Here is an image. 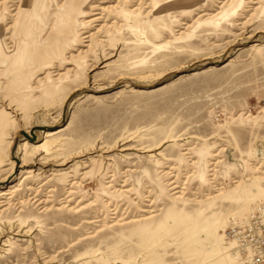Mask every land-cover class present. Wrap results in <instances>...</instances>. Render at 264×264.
<instances>
[{
  "label": "rangeland",
  "instance_id": "obj_1",
  "mask_svg": "<svg viewBox=\"0 0 264 264\" xmlns=\"http://www.w3.org/2000/svg\"><path fill=\"white\" fill-rule=\"evenodd\" d=\"M104 1L53 58L26 46L66 0L30 39L29 2L0 0V264H223L264 186V0Z\"/></svg>",
  "mask_w": 264,
  "mask_h": 264
},
{
  "label": "bare ground",
  "instance_id": "obj_2",
  "mask_svg": "<svg viewBox=\"0 0 264 264\" xmlns=\"http://www.w3.org/2000/svg\"><path fill=\"white\" fill-rule=\"evenodd\" d=\"M43 1H45V0H34V1L33 0L28 1L27 0V2H29V4H30L29 11L32 10L33 8L35 11H37V9L39 8V3L42 5ZM147 1L148 0H120V1L116 0V4H111V7L120 6L121 2L123 3V6H128L131 3H136V6L134 8H130V10H128V12L133 13L135 9H138L139 7H144V5H147L146 4ZM33 2H34V4H33ZM92 2L104 3L106 1H104V0H66L64 7H62L60 10H58L56 13L54 28L52 30L51 35L46 40L47 44L45 45L42 43L41 45L39 44L37 47L36 46L32 47V45L28 44L26 47H28L29 50H36V51L40 50L42 54L44 52L46 53L47 51L49 53L52 52V54H50V55L53 58L55 57L56 54L62 55V53H60V50L62 49L61 45H63V44H61V43L63 41H65L66 43L71 45L76 40V37L78 35V24L76 23V19L79 15L90 13L91 15H95V17L93 19L97 20V21L105 18L103 13L98 11V10L104 11L105 7H98L97 5L92 4ZM96 6H97V8H96ZM108 7H110V6H106V8H108ZM142 9H140V10H142ZM34 13L35 12L33 10H32V13H29V12H28V14L25 13V15L23 16V20L21 21V24H23V25L25 24V26H27L26 27V36L28 39L31 38L30 37L31 35H29V33H28V31H29L28 28H31L33 26V23L31 21H34V19L36 18ZM28 20H30V22L27 24ZM16 35L18 36L19 34H17L16 30H14V37L13 38H15ZM33 36L36 37V34H34ZM83 37H87V35H85ZM51 42H53L52 45H48ZM48 48H49V50H48ZM18 50H19L18 43H15L14 48L11 50H9L7 47H5L4 41H3L2 21H0V54H1V57L10 59ZM53 58H51V59H53ZM31 63L32 62H26L22 66H30L29 64H31ZM14 67L15 66H13V68ZM78 67H80V66H78ZM77 71H79V69ZM48 85H59L60 87H62V85H64V83H58V82L54 83V82L50 81L48 83ZM250 184H251L250 189L241 188L242 195L238 194L239 196H237V201L245 202V205H246V208H245L246 210L244 212L245 215L248 214V209L250 208L252 203L256 202L257 200L264 199V186L261 184V179L255 178ZM8 193H9L8 191H1L0 197L7 195ZM236 194H237V192H236ZM234 202H236V201H234ZM238 218H240V217H238ZM226 243H227L226 246L220 247V249L218 251H215L216 253L213 255L218 257L220 260H222L223 264H232V261L234 264L235 259L229 251L230 243H228V242H226ZM230 257H232V259Z\"/></svg>",
  "mask_w": 264,
  "mask_h": 264
},
{
  "label": "built area",
  "instance_id": "obj_3",
  "mask_svg": "<svg viewBox=\"0 0 264 264\" xmlns=\"http://www.w3.org/2000/svg\"><path fill=\"white\" fill-rule=\"evenodd\" d=\"M234 264H264V199L223 231Z\"/></svg>",
  "mask_w": 264,
  "mask_h": 264
}]
</instances>
